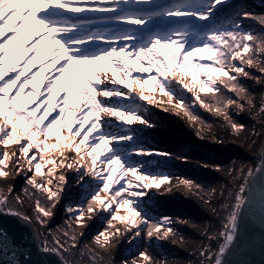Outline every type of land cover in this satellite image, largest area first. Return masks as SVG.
<instances>
[{"label": "snow or ice", "instance_id": "obj_1", "mask_svg": "<svg viewBox=\"0 0 264 264\" xmlns=\"http://www.w3.org/2000/svg\"><path fill=\"white\" fill-rule=\"evenodd\" d=\"M244 20L258 27H246ZM49 44L55 46L41 55ZM10 53L18 54L11 65ZM48 65L55 70L44 73ZM242 80L264 82V14L237 10L230 0H0V180L25 177L23 192L34 201L41 228L66 191L69 171L81 189L79 201L66 208V239L40 240V250L75 264L65 257L83 236L75 228L101 213L108 218L93 237L101 249L127 234L150 241L176 236L173 225L187 221L152 215L146 206L152 191L163 195L184 188L199 194L203 189L161 169L155 157L172 159V153L145 145L143 131L156 127L146 116L148 106L186 119L201 139L211 125L197 108L222 116L239 135L245 125L232 119L230 109L239 115L246 105L255 107ZM261 172L264 163L249 169L235 195L214 264H227L224 257L253 199L250 184H259L264 209ZM13 192L12 184L0 188V215L31 225L32 217L20 211L25 201L17 195L13 203ZM12 247L13 239L0 226V250ZM87 251L91 264L103 259ZM131 264L154 261L141 251Z\"/></svg>", "mask_w": 264, "mask_h": 264}, {"label": "bare ground", "instance_id": "obj_2", "mask_svg": "<svg viewBox=\"0 0 264 264\" xmlns=\"http://www.w3.org/2000/svg\"><path fill=\"white\" fill-rule=\"evenodd\" d=\"M55 45L49 44L47 46V49L41 47V55H44L46 51H50L52 47ZM10 57V55H9ZM18 58L12 59L10 58L9 63L10 65L14 62H16ZM54 71L53 65H48L46 66L42 71L44 73H48L49 70ZM190 96V94H188ZM253 103L255 104V107L252 109H246L244 112L239 114V118L236 115V112H234L235 108L230 109L229 114H232L233 117L235 118V122L239 124L245 125V130L239 134V135H234L231 128L227 125L226 121L224 118L221 116L220 120H218L221 125L216 126V122L211 125V129H207L206 133L203 138V145L208 148L215 149L219 152H228L231 149L236 147V142L239 141L238 139H246L249 131L251 130V123L247 119L246 115L255 112L257 108H259L260 103L262 101V98H264V82H261L260 84H256L255 86V91L253 93ZM147 118H149L155 125V128L152 129H146L143 131V135L146 134V138L143 141L149 144V142H155L154 140L156 138L164 139V140H156L160 141L161 143H176L174 140H167L170 138L174 137H180L181 144L184 145H189L192 143L191 140H193L196 137V132L197 128L190 125L188 121L180 116H176L172 113H165L161 111L157 107H150L148 106V112L146 114ZM228 134L227 139L225 140L222 138L223 131ZM165 137V138H164ZM262 138V136H261ZM257 145V144H256ZM256 145L251 144V149H256ZM261 144H259L260 148ZM166 147V146H165ZM183 157L188 158V164L187 167L190 166V158H196L197 153L186 156V155H181ZM258 157V156H257ZM157 158V159H156ZM161 157H155V160H161ZM167 158H164L161 161H165ZM195 160V159H194ZM251 160V165L249 169L255 170L257 167L260 166V157L258 159L252 158ZM162 164V163H160ZM183 166V164H181ZM175 167V165H173ZM161 169L163 168L160 166ZM230 165L228 164H222L218 168H215L214 170L210 171H202V173L205 176H210L214 179V186L211 190V197L210 199L208 198L207 200H201L199 199L200 197L196 194L195 191L189 192L185 190L184 188H179L175 189L171 193L167 194H158L155 191H152L151 193V198H159L157 201L156 205L158 209H162L166 214H161L158 215L160 216H170L172 212H175L177 210H181L183 212H179V218L181 215H186V214H193L196 216V219L192 218L195 220L198 225L189 228H186L185 226H182L179 231L177 232V235L180 233L183 235V240L180 239V237L173 238L172 236L169 237L168 240L166 241H157V240H148L145 238V236L142 234L140 237H137L135 239L131 238V234H127L126 236L122 237L118 241H114L113 244L108 247L107 249H101L99 248L95 243H93V239L91 240L93 245L92 247L97 249L98 251L102 253H107L111 255V253H114L113 258H111L108 255V258L115 262V264H124V261H127L129 259H132L134 257H137L141 251H146L150 256H152L154 264H186V259L188 257V254L192 248L195 247L196 242L200 238V232L201 228L205 225V220H206V215L208 212H210V209L212 206L215 204L218 193L221 189L223 178L225 177V174L228 172ZM176 168V167H175ZM30 175V174H29ZM68 175V180L69 182H72L76 178V174L72 171H69L67 173ZM19 181H25V177L23 175L17 176L15 178H8L7 180H0V186H7L8 184L16 185ZM175 183V181H174ZM81 192V189L78 187L77 192ZM15 196L19 195L24 201V205L21 208L22 212L26 213L28 216L32 217V223L36 225L35 222V213L33 211V207L29 201L24 196L23 192L17 193L14 190L13 192ZM151 200V199H150ZM147 200V207L149 208V201ZM207 201V202H206ZM63 203L59 202L56 206V208L53 210L54 214L51 217V219L58 218L60 214V210L62 207ZM167 212H170L168 215ZM69 216V214H66ZM107 215L104 213H101L99 216L94 218L91 221H88L86 227L82 228H76V230L84 232L87 231V229L92 232V234H97L99 232L100 226H103L105 224V221L107 220ZM176 218H174L175 220ZM187 222L191 224V221L189 220L190 217L186 218ZM189 220V221H188ZM105 226V225H104ZM128 264H131L128 262Z\"/></svg>", "mask_w": 264, "mask_h": 264}, {"label": "rangeland", "instance_id": "obj_3", "mask_svg": "<svg viewBox=\"0 0 264 264\" xmlns=\"http://www.w3.org/2000/svg\"><path fill=\"white\" fill-rule=\"evenodd\" d=\"M11 55L14 56V58H12V56L6 58L7 63L9 65H10V63H9L10 58H12V59L18 58V54H11ZM38 63H39L38 59L33 61V64H38ZM29 67H31V65H29ZM33 71H35V69H33ZM249 71L252 73L253 76L260 75V73L255 71L254 69H250ZM242 81L245 84V86L249 89H252L253 93H254L255 86H256V83L254 82V80H242ZM240 102L246 104L245 101H240ZM150 107H152V106H150ZM246 109H247V105L245 107V110ZM258 111H259V108H257L255 110V112L246 115L247 119L251 123V130L249 131V134H248L246 139L239 138L238 139L239 141L236 142V147L231 149L228 152H219L215 149L205 147L202 144L203 139L199 138L196 135V137L193 140H191L192 141L191 144H189V145L178 144L177 149H176V153H178L180 155L190 156L193 154V152H194V154L197 153L196 158H193V159L190 158V161H191L190 166L191 167L188 168L186 166L183 168H175L173 166V163H171V164L168 163L167 159L165 161H163V163L161 160L157 161L159 163V165L163 167L162 170L170 172L173 176H180V177L188 178V179H191V180L198 182V183L201 182L200 180L206 181V182H212L213 186H214V179L210 176H205L202 173V171L214 170L215 168H217V166L219 167L222 164H227V165L229 164L230 165L228 172L225 174V177L222 180L223 181L222 183H226V184L229 183L230 186H227V188L225 189L226 185L224 186V184H222L215 204L212 206V208L210 209V212H208L206 217H205L206 218L205 225L201 228L202 230H201L200 235H199L200 238L196 242L195 247L192 248L188 254V257L186 259V264H214V259H215L214 254L218 251L219 245L221 243H223V239L219 236V233L223 230V225L226 222V218L229 214L231 206L235 203V195L239 192L240 186L245 184V177H247L248 171H249V168L251 165L250 159L255 158V157L258 159V157H260L259 144H260V142L263 138V134H264V113H259V115H257ZM234 112H236V110H234ZM204 113L207 116H212L209 112H207L205 110H204ZM236 115H237V112H236ZM237 116L239 118V115H237ZM220 119H221L220 117H216L215 121L212 122L214 124L217 121L215 128L220 123L218 121ZM221 124L222 123H220L219 125H221ZM227 125H228V123H227ZM222 126H223V124H222ZM222 131H223V134H221L222 138H224L226 140L228 134L225 132L224 129ZM253 132H255L256 134L254 135ZM261 136H262V138H261ZM142 137L144 138L143 134H142ZM144 140H145V138H144ZM251 144L254 146L257 144L256 149L254 147V149L250 150ZM170 160H173V158ZM206 161H209V162H206ZM160 163H162V164H160ZM219 163H222V164H219ZM205 165H207V167H205ZM234 166H236V169H233ZM204 183L202 182V184H204ZM25 186H26L25 181L24 182L22 181L20 189L15 190L16 194L23 192V188ZM201 186H203V185H201ZM78 187L79 186L76 183V178L72 182H69V184L66 188V191L63 194L62 199L60 200V202H62L63 205H62L61 210H60L61 215L57 218V220H58L57 222H55L53 225L50 226V223L53 222L54 220L49 218L48 223L44 228H41L40 225L38 223H36V226L39 227L42 231H44L51 238L60 237L62 240L66 239L62 236V232L64 230L61 228L62 226H60L59 221L63 220V223L65 225H67L66 222L69 220V216L66 215L67 214L66 208L69 205H75L79 201L81 192L80 191L77 192ZM0 188H4L6 191L7 186H0ZM222 190L224 191V193L221 194L220 192ZM24 196L28 199V197L25 194H24ZM210 196H211V194L209 195L208 198H210ZM10 199L12 200L13 203L15 202V194L14 193L12 194ZM199 199H201V198H199ZM158 200H159V198H154V197L151 198V200L149 201V208L147 207L150 210V212L152 213V215H154L156 217H159L158 215H161V213H166L162 209L160 210L157 208L156 203ZM29 201H30L32 207L34 208V201L33 200H29ZM17 207H19V206H17ZM20 211H22L21 208H20ZM179 212H183V211L177 210L175 212H172V214H170V212H167V214L168 215L170 214V217H172L174 219V218L179 217ZM188 217H190V218L192 217V218L196 219V216H194L193 214L181 215L180 219L187 221L186 218H188ZM208 221L212 222L214 225L208 224ZM104 225L100 226L99 231L105 227ZM196 225H198V223H195V224H189L188 222L183 223V224L175 223L173 225V227L176 229V231H179V229L182 226H185L186 228H189V230H190L191 227L193 228V226H196ZM75 230H76V228H75ZM78 233H81V232H78ZM82 233H83V236L78 235V247L76 249H73L71 252L76 258L87 257L86 255H84L82 257L79 254L81 252V250L79 249L80 242L82 243V245L84 246V248L86 250L91 249L94 253H99L100 256H102L106 260L108 259V255L111 258H113L114 253H111V255L110 254L107 255V253H102V252L98 251L97 249L93 248L94 246L92 247L93 243L91 240L93 239L95 234H92V232H90L88 229H87V231H84ZM181 236L183 237V235L180 233L179 235L174 236V238H176V237L179 238ZM210 237H212V239H209ZM204 250H207L206 255L201 256L200 252L204 251ZM209 255L212 256L211 259L208 258ZM132 259H129L127 261L129 263H131ZM89 262L91 264V261H89ZM108 264H115V262H113L112 260H109Z\"/></svg>", "mask_w": 264, "mask_h": 264}, {"label": "water", "instance_id": "obj_4", "mask_svg": "<svg viewBox=\"0 0 264 264\" xmlns=\"http://www.w3.org/2000/svg\"><path fill=\"white\" fill-rule=\"evenodd\" d=\"M240 1L249 12L256 14L264 13V0ZM144 138H146V134ZM156 140L164 139L156 138L154 143L150 141L149 144H147L145 142V145L160 151L178 154L176 153V149L177 145L181 144L180 137H169L167 140L176 141V143L171 144L161 143ZM260 144L259 154L261 166V164L264 163V155H262V153H264V134ZM177 163L179 164V162L175 163L176 168L186 167V165L179 166ZM257 175L264 177V172L257 173ZM21 183L22 181L16 183L14 190H19ZM249 187L253 188V199L250 204L246 206L242 214L238 238L224 257L227 264H264V209L261 208L259 197L260 186L259 184L255 186L250 184ZM245 194L248 195V193ZM52 220L54 221L50 223V226L58 221L57 218ZM0 226L9 233V236L14 241V247L10 250H0V264H11L13 260L19 261L21 264H62V261L57 255L47 254L40 250V240L47 238L51 241L52 238L34 223L28 225L15 217L0 215ZM37 234L43 235H39V239H37ZM74 258L76 257L74 256Z\"/></svg>", "mask_w": 264, "mask_h": 264}, {"label": "trees", "instance_id": "obj_5", "mask_svg": "<svg viewBox=\"0 0 264 264\" xmlns=\"http://www.w3.org/2000/svg\"><path fill=\"white\" fill-rule=\"evenodd\" d=\"M230 7H234L235 9H237V10H247L246 8H245V6H244V4L240 1V0H230ZM248 11V10H247ZM264 14V13H263ZM244 25L246 26V27H258V25H256L255 24V22L254 21H252V20H244ZM242 83H243V81H242ZM249 89V88H248ZM249 92L252 94V96H253V90L252 89H249ZM227 95H232V98L233 99H235L236 97H235V95L234 94H228V93H226ZM196 112H197V114L198 115H200L201 116V118L202 119H204L205 120V122L207 123V124H213L212 122H214L215 121V118L217 117V116H215L214 114H212V113H210L212 116H207L205 113H204V109H200V108H197L196 109ZM230 116L232 117V119L235 121V118L233 117V115L232 114H230ZM176 157H182L180 154H173V159H177ZM236 162V161H235ZM233 169H236V166H234V168ZM201 182L200 183H198V182H195L196 184H199L200 186L201 185H203V186H201V188L203 189V191L201 192V193H199V194H197L202 200H207V198L209 197V195L211 194V190H212V188H213V183L212 182H206V181H202V180H200ZM202 182L204 183V184H202ZM226 185V187H225V189L227 188V186H230L229 185V183L228 184H224V186ZM221 194L222 193H224V191L222 190L221 192H220ZM66 217V216H65ZM63 218V217H62ZM190 221H191V224H195L196 222H195V220L194 219H189ZM188 220V221H189ZM60 222V226H62L61 228L63 229V230H67V225H65L64 223H63V220H61V221H59ZM58 222V223H59ZM210 221H208V224H210V225H214L212 222H210ZM75 232L76 233H78V232H81V231H78V230H75ZM79 249L81 250V252H84V255H86L87 257H85V258H74V256H73V254L71 253V254H68V253H66L65 254V257L66 258H68V259H71V260H74L75 261V264H90V260H89V258H88V256H89V253H88V251L84 248V246L82 245V243L80 242V244H79ZM59 257V256H58ZM60 258V257H59ZM109 259V258H108ZM106 260L105 258H103L102 260H99L98 259V261H97V264H108V261L110 260ZM60 260H61V258H60Z\"/></svg>", "mask_w": 264, "mask_h": 264}]
</instances>
